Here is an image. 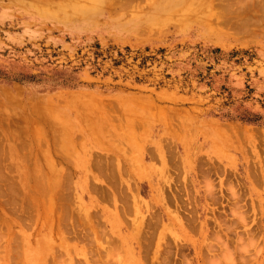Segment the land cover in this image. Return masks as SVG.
<instances>
[{"label": "rangeland", "instance_id": "rangeland-1", "mask_svg": "<svg viewBox=\"0 0 264 264\" xmlns=\"http://www.w3.org/2000/svg\"><path fill=\"white\" fill-rule=\"evenodd\" d=\"M68 1L0 0V203L6 207L0 205V218H14L9 210L28 198L31 264L51 258L38 208L57 170L62 210L72 211L75 223L88 210L93 224L114 239L113 246L104 244L112 246L110 264H144L157 243L159 255L169 251L173 264H227L220 248H207L226 228L219 225L225 218L228 236L246 242L238 255L264 264V0H213L234 8L226 23L205 12L183 23H145L157 15V3L164 13L175 0H139L136 10H120L117 2V14L101 7L85 17L71 8L44 12L43 5ZM242 5L245 14H236ZM243 17L250 29L238 33L234 25ZM70 94L82 104L100 100L92 110L83 104L85 110L74 99L66 103ZM40 106L52 110L56 125L40 121ZM126 106L138 112L133 124L121 116L94 127L98 112L116 117V107ZM68 120L79 124L71 130ZM37 133L47 142L39 143ZM106 157L124 214L103 198L110 195L108 171L87 165ZM236 199L243 222L231 210ZM75 252L71 258L62 253L63 264H84Z\"/></svg>", "mask_w": 264, "mask_h": 264}, {"label": "bare ground", "instance_id": "bare-ground-1", "mask_svg": "<svg viewBox=\"0 0 264 264\" xmlns=\"http://www.w3.org/2000/svg\"><path fill=\"white\" fill-rule=\"evenodd\" d=\"M119 1H120V3H119ZM138 1L139 0H136L137 3L134 4V0H122V1L121 0H69L68 1L69 4L68 3H66V4H64V3L63 4L62 3H60V4L49 3L50 5H48V6L43 5V8L45 10L44 12H46V13L49 12V14H51V13L53 14L57 11H58L57 13L66 14L67 12L65 10H67L68 8H71L72 10L76 9L79 12L78 14L83 15L85 17V16L93 14L95 11H97L101 7H106L112 13L117 14V12H119V10L116 7L117 4L115 5V3H117V2L119 5V6L118 5L117 6H118V8H120V10H125L130 6H132V8H134V10H136L137 8L140 9L141 5H140V2H138ZM181 1H182V4L180 6V4H179L180 2H177V0H175L173 2L175 6L169 7L164 13H162L161 10L159 9L160 4L156 2L157 3L156 7H158V12L156 13L157 15H155V16L153 15L152 17H147V19L145 20V23L147 25H163L165 23V21L173 20V19H175L176 21H181L183 23V22H185L186 19L188 20L187 16H191V14H195V13H202L203 14V12L206 13L207 17H209L211 15H213V16L217 15L219 17V20L221 19L222 23H224V22L226 23V22H228L229 17L231 15H233V9L234 8L228 2L225 3L224 5L223 4L217 5L216 3H213V0H181ZM236 2L239 3L240 1L236 0ZM218 4H219V2H218ZM236 6H238V5H236ZM242 9H243V5L241 7H239V11L236 9V11H237L236 14L237 13L245 14V13H242L243 12ZM236 14H235V16H236ZM237 16L239 18L240 16L242 17L243 15H240V16L237 15ZM218 17H217V19H218ZM219 20H217V21L219 22ZM251 21L253 23V20H251ZM255 22L257 23L256 20H255ZM212 23H214V22H212ZM227 24H229V23H227ZM231 24H232V20L230 22V25ZM209 25H211V21H210ZM234 26H235V29L238 30L237 31L238 33H239V30L241 32L246 31L245 33H247V31L250 29V22H249V20H246L243 17V19L240 18L239 22H237ZM232 27H230V28H232ZM230 28L227 30L230 31ZM231 30H233V28ZM223 31H226V28H224ZM238 33H236V34H238ZM70 95L76 96V98L71 97ZM70 95H69L70 100L66 101L67 104H69V105L72 104L71 99H74V101H76V102L80 101V100H77V98H78L77 95H72V94H70ZM81 97L83 99H86V100H88V99L91 100V98H92L91 96H90L91 98L89 96H88L89 97L88 98V97H85L84 95L83 96L81 95ZM79 99H81L80 96H79ZM94 99H95V97H93V101L98 100L99 98H97L95 100ZM86 100H84L83 102H85ZM104 100L105 99H103V101ZM117 101H118L117 102L118 104L119 103L121 104L120 100H117ZM92 102H85L83 104H84V106L90 107V106H92ZM109 102L107 101V103H109ZM79 103L82 104V102H79ZM79 103L76 105L78 106ZM83 104H82V106H83ZM74 105H75V103H74ZM111 105H113V104H111ZM77 106H76V109H79ZM79 106L82 109V106L81 105H79ZM84 106H83V108L85 110H87ZM118 106L120 107V105H118ZM104 107H106V106H104ZM111 107H113V106H111ZM119 107H116L120 111V113L118 111H115L117 113L116 117L110 116L108 113L106 115L105 114L107 112L106 110H102V112H98L97 114H95V118H92L94 127L99 129L100 128L99 125L106 124L109 122H113L114 118L119 119L121 116H123V120L126 123L130 121L129 123L133 124L132 122L136 121L134 115L137 114L138 112L134 113V109H130L127 106L125 108H121V110ZM40 108H41V110L38 109V110L42 111V112L38 111V112L42 113V117H41L42 120H40V121L48 122V124H50V123L55 124L56 119H54L55 117H52V115H53L52 110L50 109L51 111H49V109L47 110V108H45L47 111L44 113L42 110L43 106L42 107L40 106ZM90 108L92 110V107H90ZM102 108H103V106H102ZM84 109H82V110H84ZM77 111H79L81 113L80 109ZM80 113L77 112V115L80 116ZM82 113L86 114V112H82ZM133 113H134V115H132ZM91 115H93V114H91ZM141 116H142V114L139 113L138 118H141ZM85 118H86V116H85ZM74 124H79V123L77 122V120H74V121L68 120V122L66 123V125L68 127H70L71 130L74 128L73 127ZM84 126H86V125L84 124ZM86 127H88V126H86ZM69 134H70V132H69ZM90 134L93 137L95 136L92 134V132ZM54 137H55V135H54ZM36 138H38L37 140L39 141V143H41L40 141H43V140L46 141L45 138H47V137H45V136L43 137V135H41V133H37ZM34 146H35V144H34ZM29 148H32V146H29ZM37 149H38V146H37ZM11 150H14V149H11ZM44 153H45L44 154V156H45L47 154V152H44ZM21 155H22V153H21ZM36 163L37 162H35V164ZM53 163H55V162L52 161L51 164H53ZM43 164H45V163H43ZM87 165H89L90 169L92 167H95V168H97V170L99 169L102 171L103 170L108 171L107 173L109 175V178L108 177L107 178L110 179V181H109V183H106L105 186L107 187L106 189L109 191L110 195L109 196L108 195L103 196V198H106V199L111 198V200L113 199L114 203L116 205L119 198L117 197V195L113 191L114 190V183H111V172L109 171V169H111V168H110V162H109L108 157H106L104 160H101V161L96 160L94 163H93V161L90 162V159H89V162ZM45 167H47L46 164H45ZM50 167H51V165H50ZM50 167H48V168H50ZM54 167H56V166H54ZM50 169L53 170V168H50ZM116 169L120 174L119 164H117ZM51 170H50V172H51ZM106 171H104V172H106ZM107 173H105V174H107ZM43 174L47 175L46 171ZM50 174L52 175V173H50ZM58 175L60 176L58 170H57V172H53L54 179L52 178L53 179L52 182L51 183L48 182L49 184L46 182L47 185L45 186V189L43 190L44 191L43 192V198H41L42 200L40 199L41 200L40 209L37 207L38 212H39L41 219H42V222L40 225V233L44 232V234L48 237V239L51 238V241L48 242V244H47V245H49V248L51 250V258L49 260H47V258H45L42 261V264H63L64 259L62 258V253H65L66 256H68V258L73 257V254L71 252L72 251L73 252L78 251L77 245H79V244H81L82 248H81L80 252H77V253L75 252V254L80 255L82 257L84 264H110V262L112 261L111 260L112 259L111 250H112L114 239L112 238L113 240H109L110 238L108 239V237H106V235H105L106 231H104L105 232V234H104L103 230L101 232L100 231L101 229L98 228L99 225L96 226L93 224V222L91 220V214L88 210H83V211L79 212L78 220L76 221L77 223H75L73 221L74 219H73V212L72 211H70V215H69L68 210L67 211L62 210L63 209L62 206H64V196L62 194V189L64 187H63L62 181L59 180L60 178ZM98 178L99 177H95L94 179L98 180ZM38 181L41 182L40 180H38ZM33 183H35V182H33ZM36 183H37V181H36ZM46 183H43V184H46ZM101 183H103V185H104V181L103 182L101 181ZM208 183H210V182H208ZM207 186H208V184H207ZM34 188H35V186H34ZM229 189H231V188H229ZM4 190H5V188H4ZM37 191H38V189H37ZM231 193H232L233 197H237V194L235 191H231ZM39 194H41L40 191H39ZM221 194H222V192H221ZM14 195H15V193H14ZM209 195L211 196L212 199L215 198L213 191H209ZM0 196H1V194H0ZM20 198L21 199L19 201L20 202L19 206L9 210L10 213L11 212L15 213V215H14L15 217L14 218L11 217L12 219L7 220L6 218L9 215V213H8L7 216L4 215L6 218H4V217L0 218V264H31V262H32V260H31L32 257L30 256V252H29L30 248H32V244H31L30 236L26 232V228L29 225L28 222H29V217H30V215H29L30 209H28V207H27L28 198H26L25 196H23V197L21 196ZM237 201H238L237 199L235 200V202L233 201L234 203H232L231 210L233 211V214L236 215L243 222L244 216L242 215V212L235 210ZM13 202H14V200H13ZM14 203L17 204L18 201H17V203L16 202H14ZM9 204H11V203H9ZM0 205H1V208L5 211L6 207H5L4 202L0 203ZM34 206H35V204H34ZM115 207H116L115 209L117 212L124 214V212L126 211V209L123 206L118 207L116 205ZM220 224H223L224 226H226V228L224 230L222 228L221 234H217V236L214 238L215 241L209 242V244H207V248H209L210 250H212L215 247L220 248V250L223 252V255L227 261V264H247V263H250L248 261V257L245 256L246 254L245 255L244 254L238 255V253H237L238 248L241 249L242 247L246 246V244H243L245 242L244 238H242L241 236H237L236 238H232V237L230 238L228 236V233H229V231L232 230V228L226 224V218H225V223H219V225ZM244 224H246V223L244 222ZM15 227H18V228L16 229ZM86 229H88V231H86ZM83 233L86 235V237L83 235ZM88 233H89V235H88ZM54 238H58L59 243L56 244L53 240ZM40 240L41 241H39L38 244L39 243L41 244L42 239H40ZM104 241H106V243H103ZM109 241L112 244V246L109 245L110 248L108 245L107 246L104 245V244H107V242H109ZM120 242L123 246L122 239ZM253 242L254 241L252 239H249L248 240V246ZM93 244H95V246H96V248L94 246V248H95L94 250H96L95 256L92 254ZM239 244H241L240 245L241 247L239 246ZM155 245H156V249L154 251H152V255L150 256L151 260H148V258H146V259L142 258V262L144 264H146L148 262H149V264H152L154 261H157V264H170L172 261L169 262L168 255H166L169 253V251L167 253H165L164 255H162V257H161L159 255L161 253L160 252V244L157 243ZM57 249H58V251H57ZM103 252H104V254L106 252V254L104 255ZM139 263H140V261H139ZM69 264H74V262L71 261V263H69ZM171 264H173V263H171ZM184 264H190V263L186 262Z\"/></svg>", "mask_w": 264, "mask_h": 264}]
</instances>
